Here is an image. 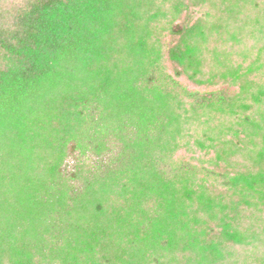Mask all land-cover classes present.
<instances>
[{
	"label": "trees",
	"instance_id": "16d2710c",
	"mask_svg": "<svg viewBox=\"0 0 264 264\" xmlns=\"http://www.w3.org/2000/svg\"><path fill=\"white\" fill-rule=\"evenodd\" d=\"M0 264H264V0H0Z\"/></svg>",
	"mask_w": 264,
	"mask_h": 264
}]
</instances>
